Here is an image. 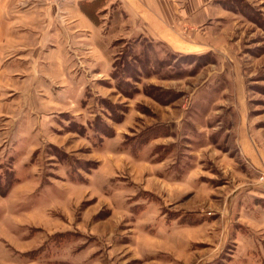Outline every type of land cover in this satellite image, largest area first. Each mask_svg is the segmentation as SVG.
Segmentation results:
<instances>
[{
    "label": "rangeland",
    "instance_id": "rangeland-1",
    "mask_svg": "<svg viewBox=\"0 0 264 264\" xmlns=\"http://www.w3.org/2000/svg\"><path fill=\"white\" fill-rule=\"evenodd\" d=\"M218 2L209 53L113 22L108 77L76 63L75 95L55 80L52 129L0 150V264H243V189L264 192L242 148L248 120L264 147V0Z\"/></svg>",
    "mask_w": 264,
    "mask_h": 264
},
{
    "label": "crops",
    "instance_id": "crops-1",
    "mask_svg": "<svg viewBox=\"0 0 264 264\" xmlns=\"http://www.w3.org/2000/svg\"><path fill=\"white\" fill-rule=\"evenodd\" d=\"M91 3L98 4L93 15L86 6ZM225 10L218 0H0V150L33 146L44 130L52 129L54 111L47 106L54 107V98L60 97L54 82L62 77L66 91L75 95L79 83L74 87L69 81L80 74L76 63L86 66L81 78L91 81L92 66V74L99 67L98 74L108 77L116 40L115 27L108 29L113 22H126L125 38H144L174 54L202 55L213 45L212 21ZM81 48L88 49V56L78 53ZM248 124L242 148L263 169L264 147ZM249 186L243 191L251 193L240 204L244 224L236 231L240 255L243 264H264V192Z\"/></svg>",
    "mask_w": 264,
    "mask_h": 264
},
{
    "label": "trees",
    "instance_id": "trees-1",
    "mask_svg": "<svg viewBox=\"0 0 264 264\" xmlns=\"http://www.w3.org/2000/svg\"><path fill=\"white\" fill-rule=\"evenodd\" d=\"M97 5H98L97 3H91V4H87L86 6L89 8V10L91 11V14H92L94 12V10H95Z\"/></svg>",
    "mask_w": 264,
    "mask_h": 264
},
{
    "label": "built area",
    "instance_id": "built-area-1",
    "mask_svg": "<svg viewBox=\"0 0 264 264\" xmlns=\"http://www.w3.org/2000/svg\"><path fill=\"white\" fill-rule=\"evenodd\" d=\"M259 183L264 186V168L261 170V177Z\"/></svg>",
    "mask_w": 264,
    "mask_h": 264
}]
</instances>
